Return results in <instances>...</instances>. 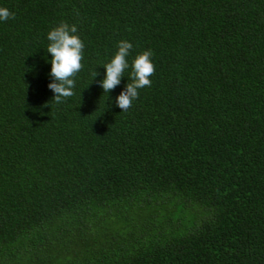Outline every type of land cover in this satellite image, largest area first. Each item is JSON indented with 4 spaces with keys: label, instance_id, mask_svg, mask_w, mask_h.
Wrapping results in <instances>:
<instances>
[{
    "label": "trees",
    "instance_id": "1",
    "mask_svg": "<svg viewBox=\"0 0 264 264\" xmlns=\"http://www.w3.org/2000/svg\"><path fill=\"white\" fill-rule=\"evenodd\" d=\"M0 7L15 13L0 21V264H264V0ZM61 22L85 47L57 104ZM125 40L130 67L104 93ZM146 50L151 87L122 112Z\"/></svg>",
    "mask_w": 264,
    "mask_h": 264
},
{
    "label": "clouds",
    "instance_id": "2",
    "mask_svg": "<svg viewBox=\"0 0 264 264\" xmlns=\"http://www.w3.org/2000/svg\"><path fill=\"white\" fill-rule=\"evenodd\" d=\"M9 19H15V13L7 8L0 7V21L7 22ZM78 29L75 25H69L61 22L59 26L51 30L47 39L50 42L47 47V53L51 54V72L53 82L48 88L54 93L53 102L61 104L74 95L75 77L83 69V50L84 43L79 38ZM133 45L128 41L118 43V51L114 58L107 63L105 76L100 81V87L104 93H109L120 83L124 73L129 69L127 57L129 56ZM153 52L146 50L137 55L131 63V72L129 82L125 89L116 97V106L122 112L128 111L133 101L139 98V90L151 87L150 77L155 74V65L152 62ZM99 75L97 71L92 72L93 80Z\"/></svg>",
    "mask_w": 264,
    "mask_h": 264
}]
</instances>
